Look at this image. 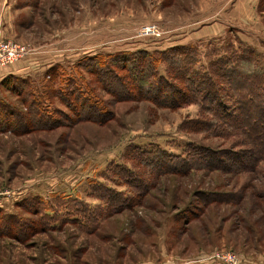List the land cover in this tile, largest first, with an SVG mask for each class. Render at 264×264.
<instances>
[{
	"label": "rangeland",
	"instance_id": "374dc122",
	"mask_svg": "<svg viewBox=\"0 0 264 264\" xmlns=\"http://www.w3.org/2000/svg\"><path fill=\"white\" fill-rule=\"evenodd\" d=\"M4 3L0 40L32 50L3 68L67 57L51 76L93 79L115 116L77 118L52 98L51 68L9 86L27 100L48 91L41 115L0 86V109L16 111L0 113V264H264V162L251 166L247 140L200 123L209 116L199 104L160 106L121 90L117 101L87 73L95 56L119 63L145 51L164 79L172 60L191 65L196 83L212 77L220 108H233L228 77L251 69L243 53L264 78V0H33L11 35ZM149 24L160 33L142 35Z\"/></svg>",
	"mask_w": 264,
	"mask_h": 264
},
{
	"label": "trees",
	"instance_id": "16d2710c",
	"mask_svg": "<svg viewBox=\"0 0 264 264\" xmlns=\"http://www.w3.org/2000/svg\"><path fill=\"white\" fill-rule=\"evenodd\" d=\"M136 56L139 57L133 58L131 61L129 59L124 62L120 61L119 63L116 57H113L111 61L107 62L106 60L100 59V56H95L93 60L99 63L97 66L94 65L91 69L87 70V73L92 76L97 75V79L94 81H98L104 86L110 85L112 93L117 96V101H119L118 95L122 94L121 91H126L128 92L127 99H151L160 106L179 107L191 103L199 104L209 116V119L201 121L200 123L211 125L213 121V125L215 123L228 125L234 131L235 135L245 138L247 140L246 144L251 146L249 153L255 157V161H252L251 166H258L260 162H264V110L263 112H259L255 109L257 106L264 108V78L259 70L257 73L255 72L256 67L259 65L254 59L252 52L246 51L239 59V63L245 67L249 66L251 69L243 71L241 74L238 73L235 78L228 77V83L235 91L231 96L228 95L229 101H236L237 103L233 108L225 106L220 108L221 104L218 103L220 101L219 95L213 92L212 88L215 85V81L212 80V77L201 75V78H203L202 81L196 83L198 82L197 79L191 75V72L194 70L191 68V65L185 66L180 62L178 64L177 60H172L167 71L170 77L164 79L156 73L158 70L157 66L161 61L159 58H156L155 61L151 60L146 62L149 53L145 51L137 53ZM225 62V65H229L228 63L231 61L227 58ZM54 68H51V71L48 70L50 72L49 77H52L51 72L54 71ZM60 69L63 68L60 67ZM76 71L68 72L63 70V72H57V75L56 73L53 75L52 78L55 82L60 78V85L54 87L55 90L52 93V98L56 97L64 107L78 112L79 116L77 118L79 119L103 123L107 119L114 117L115 113L105 107L108 105L107 102L93 90V79L87 80L85 77H82V79L79 78L77 80L76 78L79 72ZM230 71L234 72L232 69ZM248 72L249 74H247ZM73 73L77 75L75 76ZM214 75L218 77L219 73L214 71ZM18 78L25 79L23 77L9 75L2 81L0 86L6 87L7 91H15L20 97L24 96L25 93L21 92L20 89L9 88L12 82ZM53 79L49 83L56 84ZM78 82H82V85L79 86ZM165 83H167L166 86L164 85ZM144 86H147L148 93L142 92ZM167 86L172 92L165 90ZM134 91H137V93L133 94ZM36 94H38L36 90L30 94L32 100L21 97V104L23 106L25 105L26 108L29 107L30 111L28 114L34 112L35 115H41V113H46L44 106L48 98H50V94L48 91H43L41 95ZM159 94L160 96H166L165 102H159L157 100ZM0 113L3 117L7 114L14 116L16 111H10L7 108L1 107ZM49 125L53 124L49 122ZM186 171L184 169L181 172L186 173Z\"/></svg>",
	"mask_w": 264,
	"mask_h": 264
},
{
	"label": "crops",
	"instance_id": "0c3cea01",
	"mask_svg": "<svg viewBox=\"0 0 264 264\" xmlns=\"http://www.w3.org/2000/svg\"><path fill=\"white\" fill-rule=\"evenodd\" d=\"M29 1H33V0H28V1L27 0H5L4 8L2 10V15H3V18L6 17V19L9 20L6 23V26L4 27L5 29L4 31L7 34L11 35L14 31L17 30L15 29L17 28V26H23V24H25V21L22 22L23 23L22 24L20 21H18V18L21 17V11L25 10L26 5ZM70 51H74V50H70ZM66 58L67 57L63 58L62 59L63 61L59 60L57 56L54 58L43 60V61L37 60L39 61L37 63V66L33 64L35 62H30L33 59L35 60V58H27L24 61L26 62L25 64L24 63L16 64V65H12L7 68H2L0 71V83L9 75H14V76L25 78V77L34 76L38 72L42 74L47 69L52 68L55 64H56L55 66H57V65L65 63Z\"/></svg>",
	"mask_w": 264,
	"mask_h": 264
},
{
	"label": "built area",
	"instance_id": "2783aa9c",
	"mask_svg": "<svg viewBox=\"0 0 264 264\" xmlns=\"http://www.w3.org/2000/svg\"><path fill=\"white\" fill-rule=\"evenodd\" d=\"M160 28L155 24L146 25L142 35L158 34ZM32 48L13 39L0 40V69L9 66L28 54Z\"/></svg>",
	"mask_w": 264,
	"mask_h": 264
}]
</instances>
